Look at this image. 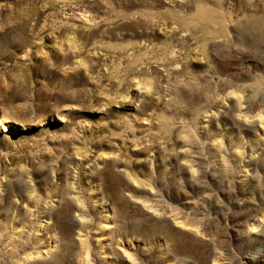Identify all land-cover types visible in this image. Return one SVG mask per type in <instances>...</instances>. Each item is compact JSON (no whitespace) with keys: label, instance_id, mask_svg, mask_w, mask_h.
<instances>
[{"label":"rangeland","instance_id":"obj_1","mask_svg":"<svg viewBox=\"0 0 264 264\" xmlns=\"http://www.w3.org/2000/svg\"><path fill=\"white\" fill-rule=\"evenodd\" d=\"M0 264H264V0H0Z\"/></svg>","mask_w":264,"mask_h":264},{"label":"bare ground","instance_id":"obj_2","mask_svg":"<svg viewBox=\"0 0 264 264\" xmlns=\"http://www.w3.org/2000/svg\"><path fill=\"white\" fill-rule=\"evenodd\" d=\"M107 3H108V2H107ZM107 3H106V4H107Z\"/></svg>","mask_w":264,"mask_h":264}]
</instances>
